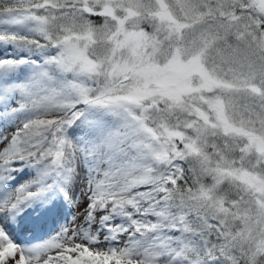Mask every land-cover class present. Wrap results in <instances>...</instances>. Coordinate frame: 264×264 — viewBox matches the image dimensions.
<instances>
[{
    "label": "snow or ice",
    "instance_id": "snow-or-ice-1",
    "mask_svg": "<svg viewBox=\"0 0 264 264\" xmlns=\"http://www.w3.org/2000/svg\"><path fill=\"white\" fill-rule=\"evenodd\" d=\"M0 264H264V0H0Z\"/></svg>",
    "mask_w": 264,
    "mask_h": 264
}]
</instances>
